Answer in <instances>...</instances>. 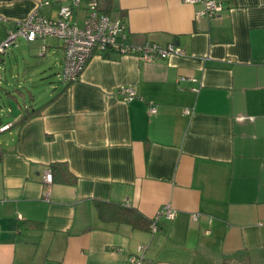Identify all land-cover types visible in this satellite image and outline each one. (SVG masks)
I'll list each match as a JSON object with an SVG mask.
<instances>
[{"label":"crops","instance_id":"crops-1","mask_svg":"<svg viewBox=\"0 0 264 264\" xmlns=\"http://www.w3.org/2000/svg\"><path fill=\"white\" fill-rule=\"evenodd\" d=\"M91 1L73 11L78 26ZM216 2L206 18L188 0H113L125 45L184 56L94 53L72 84L55 38H19L0 56V126L13 124L0 133V264H127L139 246L143 264H264V0ZM68 4L0 0V43L36 8L54 19ZM54 71L42 94L22 91ZM120 87L138 97L122 101ZM97 203L175 217L152 234L102 221Z\"/></svg>","mask_w":264,"mask_h":264},{"label":"built area","instance_id":"built-area-1","mask_svg":"<svg viewBox=\"0 0 264 264\" xmlns=\"http://www.w3.org/2000/svg\"><path fill=\"white\" fill-rule=\"evenodd\" d=\"M81 0H69L68 5L58 8L57 17L47 18L40 15L36 8L29 17L18 22L13 31H10L4 41L0 43V56L15 46L17 39L23 38L27 42L44 40L46 38L57 39L63 48L64 59L60 80L65 84L76 82L85 68L90 57L94 53L105 55L108 52H115L119 55H134L145 63H154L158 60H166L171 56H184L185 51L174 43L166 46L156 43L147 44L141 48H133L125 45L126 27L120 19H112L109 15L98 10L97 3H89L88 13L82 26H78L72 21L73 11L78 9ZM191 4L200 3L203 9L196 13V17H215L222 8L216 0H188ZM48 5V2L42 3ZM45 47H42V53ZM189 80L181 77L179 81ZM116 95L124 102H130L138 97V92L132 87H120L116 90ZM148 111L155 114L157 107L149 103ZM10 124L0 127V133L8 130ZM44 183H52V173L48 169L45 171ZM46 195V199H47ZM160 217L173 219L175 212L168 206L159 211L150 225V232L154 234L157 226L156 222ZM144 246L137 248L138 256L133 255L127 264H143L142 254Z\"/></svg>","mask_w":264,"mask_h":264},{"label":"trees","instance_id":"trees-1","mask_svg":"<svg viewBox=\"0 0 264 264\" xmlns=\"http://www.w3.org/2000/svg\"><path fill=\"white\" fill-rule=\"evenodd\" d=\"M103 4V8L99 9L98 7V10L101 11V13L108 15V12L113 8V0H105ZM23 111V116L18 122L26 120L32 114L28 108L24 107ZM11 126H13V124H11ZM11 126L9 128H11ZM54 167L55 166H52V168ZM52 168H49V170L51 171L53 177ZM95 208L99 218L102 221L129 225L134 230L149 231L150 225L152 223V221L145 219L136 209L133 208L122 207L110 203H97Z\"/></svg>","mask_w":264,"mask_h":264},{"label":"rangeland","instance_id":"rangeland-1","mask_svg":"<svg viewBox=\"0 0 264 264\" xmlns=\"http://www.w3.org/2000/svg\"><path fill=\"white\" fill-rule=\"evenodd\" d=\"M56 80H57V75L55 74V71H54V73H52L49 77H47V79L45 81L41 80V79L34 80L31 83V87L26 86L24 89H22V91L25 94H26V91H30V92H33V94L39 95V94L43 93V91L46 89V86H49L51 84L50 83L51 81L56 82ZM42 83H44L45 86H43ZM3 89L9 90V91L12 90L11 88H6V87H3ZM8 104H9V102H7V99L4 96H1L0 97V108L1 107L2 108H8ZM10 104L13 108L16 107L15 104L14 105H12V103H10ZM11 120H12V118H11Z\"/></svg>","mask_w":264,"mask_h":264}]
</instances>
